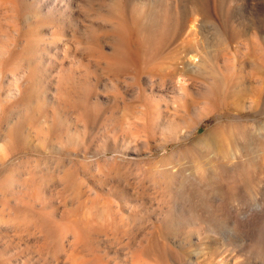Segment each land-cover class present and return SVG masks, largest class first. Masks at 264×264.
Returning <instances> with one entry per match:
<instances>
[{
    "label": "rangeland",
    "instance_id": "obj_1",
    "mask_svg": "<svg viewBox=\"0 0 264 264\" xmlns=\"http://www.w3.org/2000/svg\"><path fill=\"white\" fill-rule=\"evenodd\" d=\"M261 233L264 0H0V264H264Z\"/></svg>",
    "mask_w": 264,
    "mask_h": 264
},
{
    "label": "bare ground",
    "instance_id": "obj_2",
    "mask_svg": "<svg viewBox=\"0 0 264 264\" xmlns=\"http://www.w3.org/2000/svg\"><path fill=\"white\" fill-rule=\"evenodd\" d=\"M208 2V1H207ZM207 5V13L209 14V10H208V5H209V3H206ZM179 6V5H178ZM185 7H186V5H185ZM183 10V9H182ZM185 11V10H184ZM181 12V11H180ZM183 12V11H182ZM208 14H206V15H208ZM211 14V13H210ZM205 16V15H204ZM211 18H212V15H211ZM212 20V19H211ZM213 23L214 24H216V22H215V20H213ZM217 25V24H216ZM187 62L188 63H193V58H192V56H189L188 58H187ZM186 65V64H185ZM263 241H264V235L261 233V235H260V237H259V241H258V244H260V247L263 245ZM263 247V246H262Z\"/></svg>",
    "mask_w": 264,
    "mask_h": 264
}]
</instances>
